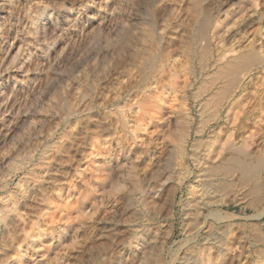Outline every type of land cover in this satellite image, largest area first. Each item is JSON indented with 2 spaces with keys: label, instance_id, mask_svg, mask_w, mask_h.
Here are the masks:
<instances>
[{
  "label": "rangeland",
  "instance_id": "374dc122",
  "mask_svg": "<svg viewBox=\"0 0 264 264\" xmlns=\"http://www.w3.org/2000/svg\"><path fill=\"white\" fill-rule=\"evenodd\" d=\"M133 1L17 0L16 5L0 10V22L6 28L0 34V60L11 68L10 74L17 73L18 79L15 87L9 81L6 98L11 100L9 103H19V114L25 117L21 121L16 118L9 125L16 127L13 136L0 149V264H18L16 256L30 251L24 236H33L37 230L49 234L47 246L54 257L47 264H182L187 245L194 246V254L208 256L203 264H264V56L251 65V72L245 76L239 103L223 107L218 122H208L203 134L193 133L181 154L172 125L159 134L155 143V127L139 122L137 97L133 98L129 90L134 76V42L129 28ZM218 1L205 0L199 10L205 13L215 8ZM198 3L175 0L173 7L169 0L158 3L157 33L164 34L165 41L170 39L178 44L180 38L188 40L190 15ZM241 4L243 12L234 10L232 0H226L218 13L215 11L213 21L223 22L218 35L225 37L230 30L237 31L227 46L246 50L254 38V48L259 50L264 39L256 32L258 22L250 27L234 25L245 13L256 14L252 4L242 0L237 5ZM260 4L264 9V0ZM161 16L168 18L167 29L163 28ZM217 41H211V69L193 82L184 105L190 111L192 130L204 117L200 115V101L193 98V93L203 85L207 73L216 76L213 71L219 63ZM187 52L174 51L167 63L187 67ZM233 55L228 53V57ZM17 67L22 70L14 73ZM218 86L219 83L212 85L203 93L202 103L219 96ZM174 103L178 108V102ZM47 111L51 120L34 129L40 115ZM235 112V123L242 124V129L229 139L231 148L218 154ZM5 115L0 114V120ZM256 126L260 127L259 134L250 137ZM219 128L220 143L213 145L204 164L216 167L218 188L213 203L194 215L193 210H187L192 197L189 185L196 184L199 171L192 164L191 146L197 140L210 142ZM243 141L248 143L245 148ZM241 148L244 155L236 159ZM206 152L201 150L200 155ZM108 157L111 170L95 172V161ZM184 160L194 170L179 187L178 179L185 171V164L180 162ZM116 161L123 169L114 167ZM131 161L134 173L144 185L151 181L150 185H156L170 174L172 179L157 197L146 195L144 217L148 218L145 229L149 242L160 231L170 230L172 234L163 238V244L154 243L156 247L142 260H132L131 256L119 260L118 243L127 240V220L133 216V210L120 209L116 201L119 192H109L108 186L122 180L129 188L134 187L125 169ZM83 177L88 178V184L80 187L79 179ZM92 201L95 207L87 214ZM114 216L119 219L117 224L113 223ZM101 222H108L110 228L105 235L94 236ZM64 223H81L73 248L70 239L59 240L54 231Z\"/></svg>",
  "mask_w": 264,
  "mask_h": 264
},
{
  "label": "bare ground",
  "instance_id": "6f19581e",
  "mask_svg": "<svg viewBox=\"0 0 264 264\" xmlns=\"http://www.w3.org/2000/svg\"><path fill=\"white\" fill-rule=\"evenodd\" d=\"M161 1L164 0H134L133 3H131L133 9L132 10L130 9L132 12V17L130 18L131 22L129 28L132 30L133 42H134V46L132 50V67L134 66L133 67L134 76L131 79V85L129 90L130 92L132 91L133 98L137 97L136 103L140 110L139 122L141 124L143 123V125L146 126L155 127V133H154L155 136H153L154 142L155 143L157 142L159 138V134L162 131L168 129L172 125L173 130L176 134L177 142L181 146V154H182L185 152L184 150L187 141L189 137L192 136L193 133L196 134V136L203 134L206 128L208 127V122H211V120L214 121L213 123L218 122V120L221 117V109L223 107H225L228 104L232 107L235 103L236 104L237 102L239 103V100L242 97L241 86L244 82V78L248 73L251 72L252 70V68L250 69L251 65L255 61L258 62L259 60H261L262 57L264 56V45L263 42H261L259 46V50L255 49L256 47L254 48V42L257 39L252 38L250 39L249 45L247 46L246 50L241 49V47L238 50H235L233 47L231 48L230 46H227V42L231 40L230 38H232L234 33H236L237 31L232 33L230 30V32H227L228 34H226L227 37L226 36L220 37V35H218L217 30L223 22L213 21L214 20L213 16L215 14V11L218 13L222 9L224 4H226V0H219L218 3L215 5V8H210L205 13L199 10L201 7V3L204 2L205 0H198L199 1L198 6H196V9H192V14L190 13L191 15L189 19L190 21L189 39L184 40L185 39L184 37H183L184 39L180 38L179 44L177 42H174V40H170V39L165 41L163 36L164 34H158L156 28V23H157L156 17L159 15L157 14L156 11L158 8L155 6L158 3L160 5ZM169 1L171 2V5L173 7V3L175 2V0H169ZM240 1L242 0H232V4L235 5L234 8L235 11L240 12L244 9V6H242V4L237 5L238 2ZM243 1L252 4L254 6V12L256 14L254 16H250L248 13H245V15L239 17V19L237 20V22H235L234 25L237 24L242 27L244 26L250 27L253 22L257 21L258 27L256 32L258 35H260V38L263 37L264 39V28H263L264 9L260 4V0H243ZM16 3L17 0L2 1L0 3V10L5 8L6 5L13 6L16 5ZM7 10L6 12L7 14H9L10 12L8 13ZM3 19H6V17L5 18L3 17ZM162 20L164 21L163 28L165 29L169 24L168 18L164 16L162 17ZM212 22H214V24ZM140 24L142 25L140 26ZM5 29L6 28H4V25L1 21L0 34L5 33L6 31ZM216 39H218L216 43L217 44L216 50L218 51V56H219L217 58L219 63L216 61L217 62L215 64L216 70L213 71V73L214 72L216 73V76H212L211 74L207 73L206 78L203 80L204 81L203 85L202 84L199 85L198 89L193 93V98L198 99V101H200V110H201L200 115H204V117L201 118L199 122V126L195 130H192L191 125H189L190 122H192V120H189L190 111L188 112V110H186V108L188 107L185 108L184 105L190 97L189 89L194 86L193 82L195 83V80H198L199 77H201L204 72L206 75V71L211 69V57L214 55L213 48L211 47L212 46L211 41L212 40L215 41ZM162 41H165V43L162 44ZM11 48L12 47H10V49ZM176 50H180L184 53L188 50L186 55H188L190 61L187 67L182 68V65H178L175 63L170 65L169 63H167L168 61H170L169 58ZM230 52L232 53V55L234 53V55L228 57V53ZM221 60L223 61L220 62ZM3 62H4L3 59H1L0 60V114L5 113L6 115L0 120V149L1 146L4 145L7 142V140L13 136L15 130L14 128L16 127L10 128L11 127L10 124H12L16 120V118L19 119L20 121L24 120L25 118L24 115L19 114L20 112L19 109L21 107L20 104L17 102L9 103L10 99L8 100V98H6L8 92L7 86L10 83L12 84L11 87L16 86V83L18 82L16 72H18V70L20 71L22 70L21 68H19L21 66L16 68L17 71L14 72L16 74L13 73L10 74L11 68L4 66ZM23 65L24 64H22V67L24 68ZM151 79H153V82H150ZM152 83H154L153 86L151 85ZM218 83L219 86L217 87L218 88L217 90H219L220 92L217 94L219 96L215 100L210 98L202 103V101H204L202 100V98L204 97L203 93L205 91L210 90L212 85L214 86L217 85ZM174 101L178 102L179 105L177 106L178 108H176ZM208 108H211L209 112L207 111ZM228 111L229 109L227 110V112ZM226 117H228V114L226 115ZM51 118L52 115L48 111L45 114H41L40 119H38V121H36L34 124V129H39L38 127H40L42 123L44 124L45 122H49ZM237 118H238V114L235 112L232 117L230 129H227L224 132V134H227V136L223 142L220 143L219 141V132L221 133V128H219V131L215 132L210 142L204 143L201 140H197L191 146L192 149L194 150V152L191 154L192 164L195 165V167L199 171V174L196 175V177H198L196 180L197 182L194 181L196 182V184L193 183L189 185V191L192 197L189 203L191 204L190 209L187 207L188 208L187 210H193L192 212L194 215L195 214L197 215L198 210H200L202 207L213 203L212 199L216 194V189L218 188V184H217L218 182H216V178L218 177L219 174L216 171V167L215 166L206 167L204 165L206 163L205 158L209 157L210 155L209 153L213 150L212 148L213 145L218 141L220 143L219 144L220 148L217 151L218 154H222V152H225L228 148L229 149L231 148L230 146L231 142H229L230 141L229 139L233 135H235L237 130L242 129V124L238 125L235 123ZM259 131H260V127L256 126L254 130L250 132V137L259 134ZM242 143H243L242 145L243 148H245V146L246 147L248 146L247 141H243ZM201 150L207 152L200 155ZM241 154H243L242 148L237 151L236 159H240L244 155ZM152 157L153 156L150 153V161ZM167 159H169V157H167ZM110 160L111 158L109 157L106 159L105 158L97 159V161H95V164L93 165V170L99 173L103 171L111 170V167L109 165L111 163ZM117 163L118 162L116 161L114 167L118 170L123 169L120 166H117ZM127 164L129 165L125 169L127 170L129 174V179L133 183L134 187L129 188L126 185V183L122 180H116L115 182H112L108 186L109 192L111 193L119 192V194L116 197V201L119 202L118 207L120 209L128 208L133 210L132 213L133 216L127 220L128 231H129L127 240L124 241L123 243H118V246L120 245V255L118 259L122 260L123 257H125L126 259L127 257L131 256L132 260H137V259L142 260L146 257V254L148 253V251L151 250L153 246L156 247V245L161 244L162 242H164L163 238H167L172 234V231L170 230L160 231L159 233L157 232L158 236H156V238L154 237L151 240V242H149V240L146 238L148 232L145 229V226H147L146 223L148 221V218L144 217L145 216L144 207L146 204L145 200L147 197L146 195H151L154 198L157 197L160 194V191L163 189L164 185L167 182H169L172 178L170 179L169 176L170 174H169L167 177L162 178V180L160 181L158 180L159 182L156 185H150L153 184L151 180H150L151 181L150 184L148 182L147 185H144L143 181L134 173L132 161L128 162ZM169 164H171V162ZM180 164H185V166H183V169L185 171L180 175V179H178L179 187L181 186L182 181L188 179L190 177L191 172L194 170V168H191L192 165L188 164L186 160L180 162ZM87 179L88 178L86 177L79 179L80 187L85 184H88ZM178 189L179 188H177V190ZM79 193H80V189L78 190L77 194L79 195ZM195 194L198 197H194ZM94 207H95V202L92 201L90 207H88L86 210L87 214H90V211ZM194 208H196L195 213H194L195 211ZM120 209H118V211ZM188 213L189 212H187V215ZM216 214H214L216 217L217 215H220V214L217 215ZM113 218H114L113 223L117 224L119 219L117 220L115 216ZM188 224L189 223H187V225ZM80 225L81 223L75 225L64 223L58 226V228L55 229L54 231L58 235L59 240H63L65 238L70 239V247L73 248L74 244L78 242L76 238H77V230L78 228H80ZM206 227L210 228L209 225H206ZM97 228H98L97 232L94 233V236L101 237L102 235H105V233L110 227L108 222H101L99 223ZM48 236L49 234L47 232L45 231L42 232L40 230H37L35 235L33 236L32 234L24 236L27 237L28 239L27 241L30 245L29 247L31 252L25 251L24 253L17 255L15 261H17L18 264H47L54 257L53 254L50 253L49 247L47 246ZM207 240L210 241V238H207ZM217 241L218 240H216V242ZM152 242L153 244H151ZM154 243H156V245H154ZM194 253H195L194 246L187 245L184 256L181 258L182 260L180 262L182 264H199V263L203 264V262L206 259L207 261L209 260V258H206L208 256L205 257L203 253H197V254Z\"/></svg>",
  "mask_w": 264,
  "mask_h": 264
}]
</instances>
